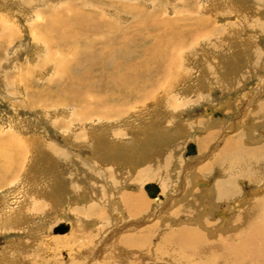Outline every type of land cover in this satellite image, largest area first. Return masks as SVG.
Masks as SVG:
<instances>
[{
	"label": "rangeland",
	"instance_id": "1",
	"mask_svg": "<svg viewBox=\"0 0 264 264\" xmlns=\"http://www.w3.org/2000/svg\"><path fill=\"white\" fill-rule=\"evenodd\" d=\"M75 17H92L98 28ZM87 42L92 48H83ZM176 45L183 46L174 58L182 74L174 71L171 83L160 84L172 86L165 99L116 103L130 110L124 119L79 121L74 98L87 90L110 94L90 88L112 72L102 59H82L81 51L115 48L109 57L116 63H134L147 52L170 56ZM55 53L66 56L65 66ZM65 74L75 80L72 88H84L70 91ZM228 139L246 151L264 145V0H0V164L13 161L10 173L0 165V264H91L101 256L110 258L107 264H186L156 249L190 210L201 213L202 199L213 202V192L193 194L202 183L210 189L234 176L224 177L219 153ZM188 144L196 155L185 156ZM249 164L243 159L234 170L237 201L256 188ZM148 183L163 194L149 198ZM139 191L147 203L130 216L121 193ZM62 223L68 231L54 234ZM150 229L147 252L118 255L119 241Z\"/></svg>",
	"mask_w": 264,
	"mask_h": 264
},
{
	"label": "bare ground",
	"instance_id": "2",
	"mask_svg": "<svg viewBox=\"0 0 264 264\" xmlns=\"http://www.w3.org/2000/svg\"><path fill=\"white\" fill-rule=\"evenodd\" d=\"M92 19H93L92 17H91V20H88L85 17L83 18L75 17V20L79 23L90 24V22H93L94 29H97L98 27H96L95 25L97 24L96 22L98 21H94ZM59 23L62 26L65 24V20L61 19ZM114 31L115 32L113 33L119 34V32L118 31L116 32L115 29ZM33 32L35 31L33 30ZM112 37L113 36L108 37L111 43L114 42V39ZM123 38L125 39L126 36L123 35ZM125 40L129 41L133 39L132 38L128 39L127 37ZM164 41L165 40H162V37H159L158 39H155L154 42H157V43L159 42L158 45L160 47L162 46V42ZM121 43H124V42H121ZM157 43H154L153 45ZM86 45L87 46H84L83 48L85 47L88 48V45L90 47L93 46L91 45L90 42H87ZM182 47H183L182 45H176L174 47H170V56H167L168 54H165V56L164 54H159V57H158V55H153L151 52L148 54L147 52L146 53L147 57H144L146 59L143 60V62L141 59L142 58V54H141L139 56L140 59L138 60V62H134V63L133 62L127 63L126 60H125V63L123 62L116 63L113 59H111V57H109V56H114V54L117 52L115 48L110 49V51L105 50V52L96 53V54L81 51L82 59L86 61H89V60L95 61V60L102 59V61L105 64L104 66L105 68H106V65L108 64L109 66H112V72L111 74L106 75L105 80H103L102 77L98 78L97 82L98 81L99 82L97 84L95 83L92 84L94 86H92L91 84H88L89 80L87 82V86L91 85L93 87L90 89L100 90L101 88H108L109 90L108 92H110V94L107 93L108 95L99 96V95H94L91 93L90 90H87L83 92V97H80V98L77 97L78 99L76 97L74 98L76 106L79 107V114H80V116L78 115L79 121H83L84 119L85 121L87 120L90 121L92 117H95L102 121H110L112 118L113 119L116 118L118 120L122 118L124 119L125 117L131 116V114L128 112L130 110H128L127 107L124 106V104L116 106L115 105L116 103L123 102V101H124L123 103H126V102L130 103L131 101H134V100H139V102H136V103H142L150 99L151 100L153 99L156 100L160 98L165 99L166 94L170 92L169 90L172 86L171 87L168 86L169 90L164 89L166 90L164 92V90L162 89V85L160 84L164 82V79H165V82L171 83L172 79L170 78L169 80L168 76H171V74L173 75V73H175L174 71L178 70L179 74H182L181 73L182 71L179 69L177 63L174 60L175 57L177 58V54ZM168 48L169 47L167 46V49ZM56 55L57 53L53 54L52 58L54 56L57 58L59 62L58 66L59 67L63 66V64L65 66L66 65L65 61L67 60L66 56L65 57L58 56L59 57L58 58ZM97 57L99 58L97 59ZM78 63L80 64V62ZM142 64L146 66L145 68L146 75H147V78L149 79L148 82L150 85L147 88L145 86H142V82H143L142 81V66H143ZM92 68L94 69V67ZM109 68L110 67H108L107 69ZM152 70L153 72H151ZM153 74L156 76L155 78L156 80L150 79ZM65 75L68 77L67 81L70 86L71 84L75 83V80L70 77V74H65ZM124 83H126V87H127L125 90L118 88L120 85ZM69 85L67 84V86ZM70 86H69V90L74 93L80 92L78 89L84 88L82 85H79L76 88L74 87L72 88V86L71 87ZM161 91H163V94H161ZM142 93H143V96H141L140 99L137 97H134L136 94H142ZM84 97L86 98L84 99ZM221 150L222 151H220L219 153L224 159L222 162L225 163L223 165V169L224 168L227 169V172L223 173L224 177L226 175L228 176L227 173L233 174L234 176L230 175V177L229 178L227 177V180L225 181L220 180L218 183H216V186L213 185L212 188L210 189H207V188L210 187V185H212L211 183H208L207 185L205 183H202V186L200 187L198 186L200 188V191L196 190L193 194L203 193L204 195L207 196L208 194L213 192V194L215 195L214 198L212 199L213 202L209 203L208 201L207 205H205L204 199H202V201L200 200L201 202H203L201 203L203 206L202 205L201 206L204 207L201 213L199 214L198 209L190 210L186 215V218H185L186 221L184 222V224L183 223L178 224V227L169 229L168 232L164 234L163 236L164 240H162L164 245L159 246V248L156 249V252L160 251L165 256L172 254L171 255L172 258L182 261V263H186V264H264V190L262 188L260 190V187H259L260 183L261 184L264 183V145L254 150L247 149L248 151H246L244 150V148H241V146L238 143V139L237 140L228 139L224 143V146L222 147ZM4 155L2 157H4ZM246 155L248 156V158L245 157ZM8 158L4 157L2 159V164L0 165H1V170H5L7 168L6 171L9 172L10 171L9 168L11 166L10 164H12L13 161H11ZM192 159L195 160L197 158L195 157L194 159L193 157ZM243 159H247L250 161V164L248 165L249 166L248 169L252 171H250L249 175H248L249 172H246V171L244 172L245 174L248 175V178L251 179L250 182L252 183L253 186H256V188L253 187L254 190L252 191V193H250L252 195L251 197L250 195H248L247 197L246 196L244 197L245 200L241 199V201H237L236 195H238V193L234 189V184L236 182L234 181V177L238 175H236L237 172L234 170L236 169V166L238 165V163L242 161ZM204 168L205 167L201 168L200 171L201 172L208 171V170H205ZM120 174L121 176H126L125 172H121ZM1 177H4V175ZM0 181L2 182L3 178H1ZM182 184H185V183H182ZM204 187H206V189ZM186 193L189 194V191ZM190 193L192 192L190 191ZM143 200L144 198L142 196L141 191H139V193H134V194L122 192L121 197L119 199L122 208L130 216L137 215L138 213H140V211H142V208H143L142 204L144 206V204L146 205L147 203L146 200L144 201ZM236 202H237V206L235 204ZM212 203H214L213 205L215 207V210H214L215 212L214 214H209V212L211 211L210 207H212ZM244 205L245 207H243ZM236 209H240V210H238L237 213H233L232 215V211L233 210L235 211ZM3 217L4 215L0 216L1 221ZM151 232H153V229L145 230V231L141 230V231H137V234L135 235L133 234L131 237L130 236L124 237L123 242L122 240L121 242L119 241L120 246L116 247V249L119 247L121 248V250H119L118 255H123L125 254L126 251L132 250V248L138 249L142 247L143 248L142 250H146L149 244L147 242L148 235L151 234ZM140 240L144 242L142 243V246L140 245V242H141ZM112 242H114L113 244L117 245L118 239L117 241L113 239L111 243ZM105 243L106 242L104 241L103 244ZM166 245H169L171 249L169 250L166 247ZM95 254L97 257L101 253L96 252ZM109 259H110L109 257L104 258L101 256L97 260L96 263L92 260L91 264H107ZM35 262H38V261H35ZM153 264H162V263H153Z\"/></svg>",
	"mask_w": 264,
	"mask_h": 264
},
{
	"label": "water",
	"instance_id": "3",
	"mask_svg": "<svg viewBox=\"0 0 264 264\" xmlns=\"http://www.w3.org/2000/svg\"><path fill=\"white\" fill-rule=\"evenodd\" d=\"M195 154H196V147H195V145L194 144H188L186 146L185 156L189 157V156H193ZM143 189L146 192L147 196L149 198H152V199H154L157 196V194L159 193V188L154 183L153 184H146V185H144V188ZM67 231H68V227H67V225H65L63 223L62 224H59L58 226H56L53 229V233L54 234H57V233L63 234L65 232H67Z\"/></svg>",
	"mask_w": 264,
	"mask_h": 264
},
{
	"label": "crops",
	"instance_id": "4",
	"mask_svg": "<svg viewBox=\"0 0 264 264\" xmlns=\"http://www.w3.org/2000/svg\"><path fill=\"white\" fill-rule=\"evenodd\" d=\"M214 115H215V114H214ZM214 115H213V116H214ZM214 117H215V116H214ZM95 126H96V124H95ZM103 127H104V129L107 128V127H105V126H103ZM195 147H196V146H195ZM195 155H196V154H195ZM193 156H194V155H193ZM156 168H158V167H156ZM160 169H161V168H158V170H160ZM185 169H186V168H185ZM184 171H186V170H184ZM166 173H167V172H166ZM160 177H161V176H160ZM186 179H187V178H186ZM183 182H184V183L186 182L185 179H184ZM183 182H182V183H183ZM148 184H149V183H148ZM152 184H153V183H152ZM154 184H155V183H154ZM188 184H189V183H188ZM156 185H157V184H156ZM189 185H190V184H189ZM157 186H159V185H157ZM181 186H182V184H181ZM160 188H161V187H160ZM161 191H162V194H163V190H162V188H161ZM167 197H169V196H167ZM64 234H65V233H64Z\"/></svg>",
	"mask_w": 264,
	"mask_h": 264
}]
</instances>
